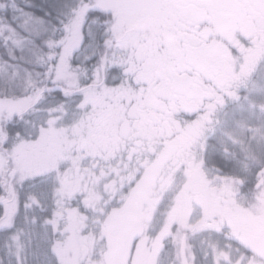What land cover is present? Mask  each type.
<instances>
[{
  "label": "snow or ice",
  "instance_id": "snow-or-ice-1",
  "mask_svg": "<svg viewBox=\"0 0 264 264\" xmlns=\"http://www.w3.org/2000/svg\"><path fill=\"white\" fill-rule=\"evenodd\" d=\"M0 264H264V0H0Z\"/></svg>",
  "mask_w": 264,
  "mask_h": 264
}]
</instances>
